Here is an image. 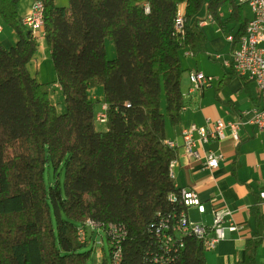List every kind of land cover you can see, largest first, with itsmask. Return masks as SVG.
<instances>
[{
    "label": "trees",
    "instance_id": "obj_1",
    "mask_svg": "<svg viewBox=\"0 0 264 264\" xmlns=\"http://www.w3.org/2000/svg\"><path fill=\"white\" fill-rule=\"evenodd\" d=\"M20 1L0 0V17L19 36L11 47L0 40V264H88L92 250H83L88 243L77 235L87 220L125 228L120 264H208L201 240L172 231L188 207L171 175L178 149L166 142V120L178 125L185 107L182 52L207 51L200 21L211 17L224 32L238 27L232 54L247 25L242 5L69 0L61 7L35 0L44 5V40L65 97L66 111L59 114L50 83L29 68L39 43L22 23ZM181 4L183 35L175 31ZM224 6L231 8L225 19ZM108 39L115 42L114 59ZM97 86H103L102 100L89 93ZM104 103L107 121L100 130L96 114ZM47 165L58 175L64 170L63 182L46 186ZM253 214L260 230L247 239L239 264H257L263 230L257 206ZM162 218L172 226L164 232L176 239L170 251L156 236Z\"/></svg>",
    "mask_w": 264,
    "mask_h": 264
},
{
    "label": "crops",
    "instance_id": "obj_2",
    "mask_svg": "<svg viewBox=\"0 0 264 264\" xmlns=\"http://www.w3.org/2000/svg\"><path fill=\"white\" fill-rule=\"evenodd\" d=\"M34 2L35 0H28L23 10L20 7L23 17L31 12ZM230 13L231 8L224 6L220 16L225 19ZM233 26L229 25L228 30L224 32L213 20L208 22L204 26L209 38L207 51L199 56L186 55L187 51L183 52L186 65L181 88L186 108L182 111L181 122L178 125H173L169 119L166 120V140L181 144L182 130L192 124L205 127L208 117L244 123L239 132V141L234 140L231 131L227 130L226 138L211 140L204 146V150H219L225 155V160L215 170L205 168L203 160L192 159L182 147H178L173 178L178 187L195 191L205 207L204 213L195 206L189 207L187 214L191 221L212 225L215 213L223 210L231 212L238 226V229L230 232L215 249L206 250L208 264H239L244 259L247 239L260 230L256 216L253 214L254 206L259 209L263 227L261 243L257 250V264H264V200L260 197V193L264 191V132L247 122L251 117L252 109L260 103V91L254 82L238 75L232 67L222 64L228 70L221 71L214 66L205 65L201 59L203 56L213 59L217 52H222L224 56H232V43L226 38L230 43L226 47L221 35L229 31L230 34H234L237 26ZM37 39L39 45L45 41L44 37ZM2 43L5 47L13 46V41L8 39L3 40ZM222 54L217 53L216 56ZM34 59L35 57L33 61ZM37 65L38 69L34 75L39 81L44 82L39 74L41 66L38 60ZM195 69L213 77L212 85L198 93L191 92L189 80L190 71ZM54 78L56 80V74ZM55 84L60 88L57 83ZM96 97L99 98L94 95V98Z\"/></svg>",
    "mask_w": 264,
    "mask_h": 264
},
{
    "label": "built area",
    "instance_id": "obj_3",
    "mask_svg": "<svg viewBox=\"0 0 264 264\" xmlns=\"http://www.w3.org/2000/svg\"><path fill=\"white\" fill-rule=\"evenodd\" d=\"M241 5H248L252 12L253 18L247 20L244 35L240 38L232 52V60L223 59L226 66L232 67L240 76L254 82L259 91L260 103L252 109L251 117L248 123L255 125L260 131L264 132V0H238ZM184 4H181L176 15L175 31L177 34H184ZM212 18L200 21L201 26L211 22ZM23 25L29 29L37 38L44 37V5L41 1H35L31 12L22 18ZM3 27L0 25V34ZM227 40L233 42L234 35H227ZM186 55H192L186 52ZM215 59L221 60L222 56L217 55ZM191 83V92L198 93L212 85L213 77L205 74L200 70H191L189 73ZM186 106L184 107V109ZM107 105H101V110L96 114V120L100 123L107 121ZM244 123L242 121H224L221 118L208 117L205 127L196 124L190 125L182 130V143L167 140V144L172 148L182 147L189 157L195 160H203L207 169L215 170L225 160V155L219 150H204V146L211 140H222L227 136V130L231 131L234 140H240V130ZM177 160L170 164L171 175ZM182 202L189 208L195 206L201 213L205 212V207L201 203L197 193L193 190L181 189ZM264 200V191L260 193ZM172 200H176L175 195H171ZM169 219H161L156 231V236L163 244L166 251H170L174 246L177 237L183 235H193L202 241L205 250L215 249L217 244L227 238L228 234L236 231L238 226L235 224L230 211L219 210L215 213L214 223L206 225L203 223L193 222L189 219L187 211H183L174 226L169 224ZM172 227L173 233H165L164 230ZM104 230L111 238L112 261L113 264H120L122 258L121 239L125 236V228L118 227L115 224H109L107 229L104 225L92 220H87L78 227L77 235L80 243L88 242L89 230L92 232ZM182 246V243H181Z\"/></svg>",
    "mask_w": 264,
    "mask_h": 264
},
{
    "label": "rangeland",
    "instance_id": "obj_4",
    "mask_svg": "<svg viewBox=\"0 0 264 264\" xmlns=\"http://www.w3.org/2000/svg\"><path fill=\"white\" fill-rule=\"evenodd\" d=\"M27 2H28V0H21L20 1L19 5H20V7H22L21 10H23V8ZM237 3L239 4L238 0H237ZM56 5L61 6V7L62 6H68L69 0H56ZM242 7H243V16L246 17L247 19L253 18V12H252L251 8L248 5H242ZM21 13H23V12H21ZM0 25L3 27V31L0 34V40L3 41L5 39H8L10 41H13V45H15L17 42V41L15 42V39L18 40V38H19L17 31L14 28H12L11 26L7 25L1 17H0ZM234 32H235V30H234ZM231 33H233V31ZM227 34H230V31L227 32ZM227 34L223 33L221 35V37L223 39V44L226 47H228V43H229L226 41ZM229 45H230V43H229ZM106 48H107V54H108L109 59H114L116 57L115 42L113 40L108 39L106 41ZM217 53L222 54V52L221 53L217 52ZM216 54H215V56H216ZM215 56L213 57V59H210L207 56H203L201 58L202 63H204L205 65L214 66L215 68H218L221 71H224V69L228 70V68L226 66L225 67L222 66V64H224L223 59L232 60L231 56L230 55L224 56L222 54L221 60L215 59L216 58ZM181 59L183 61V65H184L183 67L185 69L186 57L184 56L183 52L181 54ZM37 60L41 66L39 69L40 77H41V79H43L44 82L50 83L51 100L55 104V106L57 107V112L59 114H62L66 111L65 97H64L63 91L59 87H57L56 84L54 83V81H55L54 76L56 74V71H55V67H54V63H53L50 51L48 50L45 41L40 43L37 54L35 55V59H34V61H32V63L29 66V68L31 69L33 74H35L36 69H38ZM197 60H199V58ZM89 93L91 96L96 95L100 99H102V97L104 95L103 86L94 87L90 90ZM165 107H166V101L163 100L162 109L164 112H165ZM100 110H101V107L99 108V111ZM167 121H168V118H167ZM96 126L100 130L105 129V127H106L105 123H100L98 121H96ZM58 179L61 180V182H63L64 170H61V175H58V174H56V172L54 171V169L52 168L51 165H47V169H46V173H45L46 186L49 187V186L54 185ZM87 243H88V245L85 246L83 250H85V251L86 250H92V255H91V258H90L88 264H103L104 258L107 259L106 264H113L112 255H111V251H110V244L108 241V236L104 230L101 229V230L94 231V232L89 230Z\"/></svg>",
    "mask_w": 264,
    "mask_h": 264
}]
</instances>
